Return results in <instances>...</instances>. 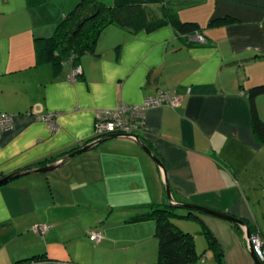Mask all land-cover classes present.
<instances>
[{
  "label": "crops",
  "instance_id": "crops-1",
  "mask_svg": "<svg viewBox=\"0 0 264 264\" xmlns=\"http://www.w3.org/2000/svg\"><path fill=\"white\" fill-rule=\"evenodd\" d=\"M79 1L0 0V112L14 116L12 127L0 130V177L47 165L91 142L99 111L142 105L170 91L180 104L149 108L146 127L136 134L163 162L175 201L231 213L264 240V143L250 103V88L264 84V0H102L144 5L153 19L170 9L181 21L200 24L206 41L198 33L181 35L170 23L152 31L112 24L96 52L82 55L77 66L38 63L36 41L53 36ZM218 18L234 19L213 23ZM77 67L82 72L72 78ZM256 104L264 120V94ZM49 113H59L56 129L44 120ZM6 182L0 221L28 207L38 215L56 209V230L46 240L60 248L52 264L158 260L155 221L136 217L168 203L165 176L135 139L106 140L54 171ZM82 208L90 223L71 229L65 220ZM175 209L188 215V208ZM173 220L195 235L206 257L201 264H256L245 227L201 211ZM202 223L220 250L209 247ZM91 228L102 231L101 241L88 238Z\"/></svg>",
  "mask_w": 264,
  "mask_h": 264
},
{
  "label": "trees",
  "instance_id": "trees-1",
  "mask_svg": "<svg viewBox=\"0 0 264 264\" xmlns=\"http://www.w3.org/2000/svg\"><path fill=\"white\" fill-rule=\"evenodd\" d=\"M164 12L162 18L153 19L150 18L149 10L144 5H109L102 0H80L71 11L65 14L53 36L36 41L38 63L52 62L59 69L63 63L72 61L77 66L82 55L96 52L102 31L112 24L132 27L135 31L141 29L152 31L170 23L181 35L197 33L203 35L202 28L197 22L181 21L178 15L170 9L165 8ZM233 19L218 18L213 23L232 22ZM261 94H264V84L250 88L253 127L257 138L264 143V120L260 117L256 104V98ZM45 162L47 161H42L44 164ZM188 210V215H182L175 207L166 203L164 207L153 209L136 217L137 220L153 219L156 224L155 235L159 240L158 260L141 264H201L205 261L204 253H199L197 250L195 235L184 231L172 218V216L192 217L193 211ZM234 225L239 228L237 224ZM50 230L51 226L45 234ZM93 230H98V228L89 230V237ZM249 230L251 234L255 233L253 226L249 225ZM202 232L207 238L209 247L220 250L215 235L204 223H202ZM49 260L51 259L40 258L33 262L41 264Z\"/></svg>",
  "mask_w": 264,
  "mask_h": 264
},
{
  "label": "rangeland",
  "instance_id": "rangeland-1",
  "mask_svg": "<svg viewBox=\"0 0 264 264\" xmlns=\"http://www.w3.org/2000/svg\"><path fill=\"white\" fill-rule=\"evenodd\" d=\"M3 177H0V179ZM5 183L7 182H2L0 186L2 187ZM83 208L77 210L78 213L76 217L71 216L70 219L68 218L65 220L66 224H70L71 229L77 225L82 226L90 223L91 219L85 214V209ZM54 213H56V209L53 205L50 208L47 207V209H43L39 215L34 208L28 207L22 212V216L12 213L14 216L13 218L0 221V264H36L33 261L40 258L51 259V261L45 263L41 262V264L56 263L52 258H55V255L59 254L60 248L49 246L48 243H46V240H50V233L54 229L56 230L55 223L52 220V215ZM172 218L180 219V217L176 216H172ZM42 223H50L53 225L52 229L47 234L41 233L40 231L42 229L35 228L37 224L42 225ZM65 228L68 229L67 227ZM16 229L26 230L25 233L18 234ZM55 232L57 235H60L62 230L59 229ZM199 237L202 241H206L204 236L199 235ZM34 244H36V246Z\"/></svg>",
  "mask_w": 264,
  "mask_h": 264
},
{
  "label": "built area",
  "instance_id": "built-area-1",
  "mask_svg": "<svg viewBox=\"0 0 264 264\" xmlns=\"http://www.w3.org/2000/svg\"><path fill=\"white\" fill-rule=\"evenodd\" d=\"M200 41L206 39L199 34ZM82 72L80 67H77L72 75V78ZM169 104L176 107L180 104V98L174 92L161 90L154 97H149L142 105H127L121 104L115 110H101L98 112V120L96 124V138L103 137L108 134L126 133L136 134L146 127L147 110L152 107L160 106L161 104ZM59 113H49L44 116V120L49 125L56 129V118ZM14 116L8 113L0 112V130H6L12 127ZM50 224L37 225L36 229H42L41 233H46L50 228ZM37 231V230H36ZM102 238V232L93 230L90 232V239L99 242ZM250 242L257 257L264 261V240L259 231L251 234Z\"/></svg>",
  "mask_w": 264,
  "mask_h": 264
},
{
  "label": "water",
  "instance_id": "water-1",
  "mask_svg": "<svg viewBox=\"0 0 264 264\" xmlns=\"http://www.w3.org/2000/svg\"><path fill=\"white\" fill-rule=\"evenodd\" d=\"M199 39V38H197ZM203 42V41H202ZM120 137H127V138H132L135 139V141L140 145V147L150 156L152 157V159L161 167L163 174L165 176V186H166V193H167V197H168V204L172 207H181V208H188L190 210L193 211H201L203 213L206 214H211L217 217H221L223 219L229 220L231 222H233L234 224L243 226L247 229V236H248V243H249V248L251 250V254L255 259L256 264H264V261H261L256 253L254 252L253 248H252V244L250 242V237H251V232L249 230V224L242 218L237 217L231 213L228 212H223V211H219L216 209H211L205 206H201L198 204H193V203H177L175 201V198L172 194V188L168 179V175H167V171L165 169V166L163 164V162L159 159V157H157V155H155L153 153V151L151 150V148L144 143L140 136L137 134H126V133H114V134H108L105 135L103 137L100 138H95L93 139L91 142L86 143L85 145H83L82 147L68 153L67 155H64L63 157L57 159L56 161L49 163L47 165L44 166H31V167H27L25 169H21L18 171H15L13 173H10L8 175H6L5 177H3L2 179H0V184L4 181H10L13 180L17 177H20L22 175H27V174H33V173H47V172H51L54 171L56 169H58L59 167H61L68 159L80 155L88 150H90L91 148H93L94 146L106 141V140H110L113 138H120Z\"/></svg>",
  "mask_w": 264,
  "mask_h": 264
}]
</instances>
